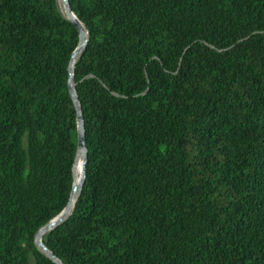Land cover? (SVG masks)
I'll return each instance as SVG.
<instances>
[{
    "label": "trees",
    "instance_id": "16d2710c",
    "mask_svg": "<svg viewBox=\"0 0 264 264\" xmlns=\"http://www.w3.org/2000/svg\"><path fill=\"white\" fill-rule=\"evenodd\" d=\"M0 0V264H264V0ZM74 163V164H73ZM75 169V168H74Z\"/></svg>",
    "mask_w": 264,
    "mask_h": 264
},
{
    "label": "water",
    "instance_id": "95a60500",
    "mask_svg": "<svg viewBox=\"0 0 264 264\" xmlns=\"http://www.w3.org/2000/svg\"><path fill=\"white\" fill-rule=\"evenodd\" d=\"M62 1H63V7H64V10L66 12L67 17L77 27V30H78V33H79L78 45L74 49V51L72 53V58H73L75 56V54L85 44V42L87 40V32H86L85 27L82 24V22L73 13L71 7L68 4V1L67 0H62ZM72 67H73V59H71L70 64H69L70 77H69V80H68V85H69V88H70V90L72 92V96H73V99L75 101L76 109H77L78 133H77V150H76L75 157L80 153L81 158H82L81 174H80V178H79L78 182L76 183L75 180H74V173H73L72 188H71V192H70V195H69V199H68L65 207L57 215H55L53 218H51L46 224L42 225L37 230V232L35 234V242H36V244L42 249V251L46 255H48L51 259H53L57 264H63V263L43 243L42 235H43L45 230L52 229L61 220H63V218H65V216L71 210L72 205H73L74 196L76 195V193H78V191H79V189L81 187V184L83 182L84 173H85V162H86V156H87V146H86L83 122H82V118H81V112H80L79 103H78L77 96H76V93H75V90H74V87H73V83H72Z\"/></svg>",
    "mask_w": 264,
    "mask_h": 264
},
{
    "label": "bare ground",
    "instance_id": "6f19581e",
    "mask_svg": "<svg viewBox=\"0 0 264 264\" xmlns=\"http://www.w3.org/2000/svg\"><path fill=\"white\" fill-rule=\"evenodd\" d=\"M61 3L63 4V1L61 0ZM76 162L74 164V168H73V173H74V180L77 183L79 178H80V174H81V169H82V158L80 153L76 156Z\"/></svg>",
    "mask_w": 264,
    "mask_h": 264
},
{
    "label": "rangeland",
    "instance_id": "374dc122",
    "mask_svg": "<svg viewBox=\"0 0 264 264\" xmlns=\"http://www.w3.org/2000/svg\"><path fill=\"white\" fill-rule=\"evenodd\" d=\"M58 3H59V6L63 8V4L61 3V0H58ZM30 264H32V262Z\"/></svg>",
    "mask_w": 264,
    "mask_h": 264
}]
</instances>
